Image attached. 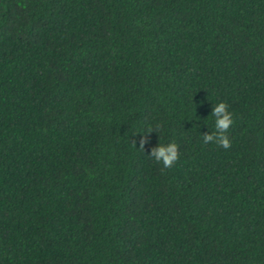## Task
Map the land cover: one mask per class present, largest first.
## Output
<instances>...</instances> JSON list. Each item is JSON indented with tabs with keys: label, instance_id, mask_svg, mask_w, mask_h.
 <instances>
[{
	"label": "trees",
	"instance_id": "16d2710c",
	"mask_svg": "<svg viewBox=\"0 0 264 264\" xmlns=\"http://www.w3.org/2000/svg\"><path fill=\"white\" fill-rule=\"evenodd\" d=\"M0 264H264V0H0Z\"/></svg>",
	"mask_w": 264,
	"mask_h": 264
},
{
	"label": "clouds",
	"instance_id": "9594fccd",
	"mask_svg": "<svg viewBox=\"0 0 264 264\" xmlns=\"http://www.w3.org/2000/svg\"><path fill=\"white\" fill-rule=\"evenodd\" d=\"M229 107L228 103L224 101L214 106L210 115L215 118V131L203 135V143L205 145L215 143L226 150L231 148V140L227 133L234 125L235 117L234 113L229 110ZM156 127L158 129L160 126L157 125ZM153 131L158 132L157 130L149 129L140 137L138 141L139 148L145 150V145L150 142L148 133ZM133 143L137 145L136 140H133ZM149 156L154 158L156 162L161 163L164 169H170L180 159L179 145L176 142H171L167 145L159 143L158 146L151 149Z\"/></svg>",
	"mask_w": 264,
	"mask_h": 264
}]
</instances>
